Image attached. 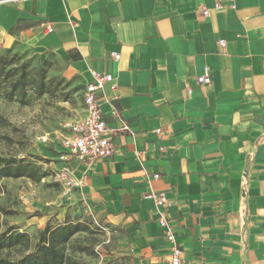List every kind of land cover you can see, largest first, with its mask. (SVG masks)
<instances>
[{"label": "crops", "instance_id": "0c3cea01", "mask_svg": "<svg viewBox=\"0 0 264 264\" xmlns=\"http://www.w3.org/2000/svg\"><path fill=\"white\" fill-rule=\"evenodd\" d=\"M15 47L59 53L84 86L113 76L114 151L71 161L68 198L123 230L131 264H168L161 212L187 264H264V0H11L0 50Z\"/></svg>", "mask_w": 264, "mask_h": 264}, {"label": "rangeland", "instance_id": "374dc122", "mask_svg": "<svg viewBox=\"0 0 264 264\" xmlns=\"http://www.w3.org/2000/svg\"><path fill=\"white\" fill-rule=\"evenodd\" d=\"M11 0H0V3ZM18 55L30 67L43 71L49 90L36 95L29 92L25 103L0 96V156L14 157L47 173L40 181L26 177L0 179V234L13 227L28 231L29 249L16 246L0 251L11 260L35 249L40 225L49 218L51 226L65 221L81 223L80 229L64 248V264H131L121 228L81 203H71L68 190L57 180L60 167V139L83 107L84 85L70 62L57 52L25 50L15 47L0 54Z\"/></svg>", "mask_w": 264, "mask_h": 264}, {"label": "trees", "instance_id": "16d2710c", "mask_svg": "<svg viewBox=\"0 0 264 264\" xmlns=\"http://www.w3.org/2000/svg\"><path fill=\"white\" fill-rule=\"evenodd\" d=\"M9 52L11 49H3ZM49 90V82L43 71L30 67L26 61H20L18 55L0 54V96L6 100H17L25 103L29 92L36 95ZM47 173L25 161H17L14 157L0 156V179L26 177L40 181ZM6 213L0 205V214ZM81 223L65 221L51 226L46 222L38 231V242L35 249L11 260L0 257V264H64L66 255L64 248L70 238L80 229ZM31 237L27 231L7 227L0 234V251L20 246L29 249Z\"/></svg>", "mask_w": 264, "mask_h": 264}, {"label": "built area", "instance_id": "2783aa9c", "mask_svg": "<svg viewBox=\"0 0 264 264\" xmlns=\"http://www.w3.org/2000/svg\"><path fill=\"white\" fill-rule=\"evenodd\" d=\"M202 12L207 14L208 10L204 7ZM47 29L51 30L50 27H47ZM219 43L224 45L223 40H219ZM112 56L115 60L119 59V53L113 52ZM90 74L92 80L85 84L82 95L84 114L69 124L68 133L60 139L61 153L58 156L60 167L57 180L68 191L76 185L71 161L90 163L99 158L111 156L114 151L113 134L117 130L106 127L99 108V92L103 89L105 83L113 80V76L95 70H90ZM209 82L210 76L208 67H206L204 73L198 75L197 84L205 85ZM125 128L127 127L123 125L121 129ZM159 131V129L156 130V132ZM154 177H158V174H155ZM147 197H151L157 205L167 203L164 192L159 194L149 193ZM158 224L171 243L168 264H187L181 257V248L174 242V235L168 229L163 212H161L158 219Z\"/></svg>", "mask_w": 264, "mask_h": 264}]
</instances>
